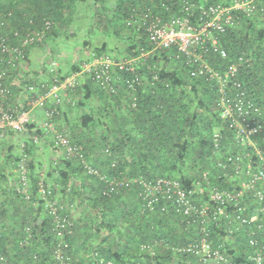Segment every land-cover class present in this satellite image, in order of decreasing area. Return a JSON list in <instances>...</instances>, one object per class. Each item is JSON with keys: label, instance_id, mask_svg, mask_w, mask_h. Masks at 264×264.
I'll return each mask as SVG.
<instances>
[{"label": "trees", "instance_id": "16d2710c", "mask_svg": "<svg viewBox=\"0 0 264 264\" xmlns=\"http://www.w3.org/2000/svg\"><path fill=\"white\" fill-rule=\"evenodd\" d=\"M68 1L71 0H36V3L46 4L44 7H47V10L38 9L31 15L23 13L17 15L15 9L10 6L5 10L2 20L6 22L7 28L25 30L32 19L37 22L45 18L53 19L55 29L50 33L48 40L52 37L56 39L59 35L58 27L65 32L67 22H72L68 12L71 5H68ZM186 2L195 5L192 15L193 18H197L200 15L198 8L201 4L228 3L230 0H118L112 10L101 8L95 16L98 19L97 27L101 34L105 32L109 34L113 26L117 27L119 23L123 28L131 11L137 8L140 10L151 8L168 19L169 12L182 15ZM163 6L169 8V11ZM9 13H12L11 18L8 17ZM16 17L21 20L19 24L18 21L13 24ZM116 27L112 34L120 37L122 32ZM136 35L138 38L132 40L126 49L128 55L123 58L137 55L141 47L145 50L152 49L144 32ZM219 42L231 59L244 55L250 60V64L242 71L240 79L247 88L249 96L255 102L262 104L264 102V23L246 20L243 27L229 30L221 35ZM108 53L105 43L102 47L96 48L92 55L102 56ZM49 54L46 69L50 73V81L37 82L29 72H26V65L25 69L16 72L23 86L29 84L50 86L55 78L64 82L75 73L74 71L82 72L83 64L81 67L74 66L68 76L61 75L58 65L52 72V64L57 63L55 57L58 55L55 53L54 57L53 51ZM177 54L178 51L172 48L170 51H160L149 58L148 63L155 66V69L151 70L152 74L146 68L142 71L147 80L145 86L140 89V102L136 108L132 107L131 97L122 83L118 86V93L111 95L102 91L90 77L84 76L78 82L76 89L67 90L64 104L59 107L61 114L64 106L78 110L85 109L93 96L102 101L106 107L95 113L91 111L84 113L80 125L75 122L76 124L67 126L65 130L58 129L65 132L73 144L83 148L93 167L110 177L119 176L128 180L143 178L147 181L171 177L178 180L183 188L190 189L197 183H203L204 172H210L215 184L224 189H231L230 184L214 180L219 173V162L236 153L233 136L221 117L217 87L203 78L191 77L186 58L181 55L177 59ZM27 61L29 63V57ZM208 62L216 70H224L227 65V62L214 53L209 55ZM155 74L158 75V80L153 82L152 76ZM51 107L49 103L47 108ZM60 116L55 119L57 124ZM101 124H106L107 127L106 132L101 135L100 142H93L89 137L85 138L87 131ZM217 135L221 137L218 149L215 147ZM34 137L40 139L39 143ZM46 137L48 136L43 130L33 123L27 127V133L23 136L9 134L7 138L0 140L1 148L8 140L21 139L18 148L17 146L7 148L5 160L8 164L0 163V201L3 204L0 209V258L4 259L0 260V264H56L54 250L57 242L52 218L43 209L38 195L42 177L39 168L42 164L37 163L38 145ZM24 156L27 157L30 173V199L18 193V177L14 172ZM113 164L115 168L112 167ZM81 175L84 177L82 187L90 191L88 197L86 193L81 196L82 202H88L92 207V211L85 216L91 219L88 224L76 223L71 214L74 200L81 199L80 194L77 195L71 186L77 180L76 177L80 178ZM47 183L50 185L59 183L64 189L63 196L59 197L66 208L67 216L74 222L75 231L77 230V235L74 234L68 239L70 243L68 255L73 256L76 264H100L110 261L112 264L142 262L150 264L151 258L140 251V246L149 241L160 243V247L157 248V264L196 263L194 257H175L164 246L181 245L194 240L199 233V227L186 230L181 224V227L178 225L177 228L171 226L169 218L180 220L171 206L166 213L160 212L159 208H156V211L145 209L144 202L139 196L141 189L137 183L118 195L103 197L101 192L104 185L97 179L87 176L75 159L67 158H62L55 164L48 163L45 175V184ZM51 190L57 196L56 189L51 187ZM8 193L12 203L16 205L15 213H19L15 216L9 215L10 210L6 207L9 202L6 197ZM64 199H70L72 204H66L67 201ZM89 230L91 235H88ZM209 235L213 242L225 245L224 251L234 259L235 264H251L248 260L251 249L244 231L236 232L227 239L224 225L220 227L212 225Z\"/></svg>", "mask_w": 264, "mask_h": 264}, {"label": "built area", "instance_id": "2783aa9c", "mask_svg": "<svg viewBox=\"0 0 264 264\" xmlns=\"http://www.w3.org/2000/svg\"><path fill=\"white\" fill-rule=\"evenodd\" d=\"M163 7L169 11V8ZM194 7V4L186 2L182 15L169 12L168 19L151 8L132 10L125 20V27L135 34L144 32L152 49L141 47L137 55L129 58H118L111 53L92 55L80 74L72 75L64 82L55 78L50 86H23L16 72L26 68L32 48L47 44L50 33L55 29V21L50 18L38 22L32 19L25 30L7 28L6 22L0 21V140L9 134L23 136L27 127L35 123L50 137L54 150L62 158L75 159L87 176L104 185L103 197L118 195L137 183L145 209L156 211L159 208L160 212L166 213L171 206L186 230L199 227L194 240L164 246L175 257H194L195 264H235L234 259L224 251L225 245L210 239V227L224 225L227 239L236 232L244 231L251 249L249 262L264 264V102H255L240 79L250 60L244 55L231 59L219 42L221 35L243 27L246 20L264 23V0L201 4L197 18L192 15ZM8 17L11 18L12 13ZM172 48L178 51L177 59L181 55L186 58L191 77L203 78L217 87L221 117L233 136L236 153L219 162V173L214 180L230 184L231 189L215 184L210 172H204L203 183H197L190 189L183 188L178 180L171 177L155 181L110 177L93 167L83 148L73 144L70 137L58 129L55 119L61 115L59 107L64 104L67 90L76 89L80 78L90 77L102 91L111 95L118 93V86L122 83L131 97L132 107L136 108L140 102V89L147 80L142 71L146 68L152 74L151 70L155 69L148 63L149 58ZM213 53L227 62L224 70H216L209 64L208 57ZM55 68L57 63L52 64L51 71L54 72ZM152 78L156 82L158 75ZM49 103L51 108H47ZM36 111L44 112L41 121L32 117ZM220 139L215 136L217 149ZM34 140L39 143L40 139L34 137ZM26 158H22L14 172L18 177V193L30 199V173ZM112 167L115 168V164ZM38 195L43 209L52 218L57 242L54 250L56 264H76L73 256L68 255V239L75 234L74 222L67 216L61 198L45 184L44 173L39 182ZM158 247L160 243L152 241L140 246L141 253L151 258L150 264H157ZM0 260L3 261V257Z\"/></svg>", "mask_w": 264, "mask_h": 264}, {"label": "crops", "instance_id": "0c3cea01", "mask_svg": "<svg viewBox=\"0 0 264 264\" xmlns=\"http://www.w3.org/2000/svg\"><path fill=\"white\" fill-rule=\"evenodd\" d=\"M79 1H83L84 3L88 4V8L92 9V18H91V21L87 22V27H86V30L88 31L89 35L91 36V39H90V37H88L87 38L88 42L85 41V42H87L86 47L83 46L80 48L79 47L74 48L75 46H73L72 47L73 51H68V50H64V51L60 50L59 51L57 49L59 47L58 46L59 40H56L58 38L54 39L53 37L47 41V44H46L47 47H45L46 46L45 45V46H41L38 48H32L29 51V56H28L29 57V63L27 64V72H29V74L32 75L33 78L37 82L43 83V82L50 81V78H51L50 73L46 69V67L48 66L47 60H48L50 54H48V52L45 50L49 46L52 48L51 51L54 52V57H55V53H57V55H58V56H56L57 58L55 57V60L57 61L58 68L61 69V73H62L61 75L68 76L69 72L73 71L74 66L75 67L76 66L81 67L82 64L84 65L86 62L89 61L91 56H89V57L86 56L85 52L87 51V49L89 50V48H93V47L100 48L106 43L109 53H111L115 56V55H117V53H119L118 47H123L124 49H127V47H129L130 43H132V40L134 41L138 38V36L136 34H133L134 33L133 31L128 30L124 25H123V28H121L119 25L120 23H119V24H117V27L122 32L120 37H117L113 33V36H112L113 38H112L111 42H109V40H104L102 42L97 41V40H100L101 33L99 32L100 30H98V27H97L98 26V19H96L95 16L98 15V12L101 10L102 7L110 8V10L114 9L116 7L118 0H101V1L100 0H79ZM45 5L46 4L41 5L40 3H36V0H0V21H2V16H3L5 10L7 8H10V6H12L13 9H15L17 15L19 13L31 15L32 13H34V11H37L38 9H40L41 11L47 10V7H44ZM65 7H67V6H65ZM60 8H62V7H60ZM17 21L19 24V22L21 20H19V18L16 17V19L13 20V24H15ZM73 23H74L73 20H72V22L68 21L66 29L69 30V27L72 26ZM73 27L75 28L76 26H73ZM115 27L116 26L114 25L112 28L113 29L112 32H114ZM58 33H59V35H60V33H62V29L61 28L59 29V27H58ZM95 35H96V38L93 39V37ZM96 42H99V44H97ZM84 47H85V49H84ZM112 47H114L115 50ZM70 57H74V60L70 59ZM70 60H71L72 64H70V62H69ZM74 72L75 73L73 75L80 74V73H76L77 71H74ZM82 79L83 78H80L79 82ZM95 99H96V96H93L91 101H94ZM105 107H106V105L100 106V109H104ZM107 109H109V108H107ZM77 113H78V109H72L69 106H64V109H63L62 114H61L59 121H58V128H60V130L67 129V126L72 125L74 123V119L78 118ZM32 117L36 121H41L44 118V112L43 111L33 112ZM20 140L21 139H17V138H15L14 140H10V141L8 140V142L5 143V146L0 148V154H3V152L7 153V148L9 149L12 146H17V148H18L19 147L18 142H20ZM47 140H48V143H47ZM38 148L39 149H38V153H37V163L42 164V166L39 167L41 170L40 169L39 170H40L41 175H43V173L46 175L48 163L53 162L55 164L57 162H60L62 160V155L59 154L58 152H56V150H54V148L52 146L51 139L50 138L48 139V137H46L45 140L41 144L38 145ZM5 157L6 156L4 155V158ZM76 178H77V180H75L74 185L71 187L73 189H75L77 195L80 194V197L84 193H86V196H87L90 193V191L88 189H84L82 187L83 186V179L82 178H84V177L82 176L80 178H78V177H76ZM84 184L87 185V183H85V182H84ZM47 185L49 187H53L56 189V192L58 193L57 196H61V197L63 196L62 194H63L64 189L62 188V185H60L59 183H51V185L47 183ZM6 197H8L7 200L9 201L8 204L6 205L7 209L10 210L9 215L15 216V215L19 214V213H15L16 205L14 203H12V201L9 197V193ZM64 200L67 201L66 204H72L70 202V199H64ZM2 206H3L2 201H0V209L2 208ZM71 207H72V210H71L72 218L76 223H78V222L82 223L83 222V224H88L91 221L90 218H85V216H87L89 214V212L92 211L91 210L92 209L91 204H89L88 202H82V197L78 201L74 200ZM117 208L119 209L118 206H117ZM166 218H169V217H166ZM169 220H170L169 224L171 226H174V228L179 227L181 224L180 220H178V219L169 218ZM83 224H81V225H83ZM77 227H78V225H77ZM76 231H75V234H76ZM82 231L85 232L84 229H82ZM91 234H92L91 230H89L88 235H91ZM93 237H95V236H93ZM79 244H80V242L77 243L78 247H79Z\"/></svg>", "mask_w": 264, "mask_h": 264}, {"label": "rangeland", "instance_id": "374dc122", "mask_svg": "<svg viewBox=\"0 0 264 264\" xmlns=\"http://www.w3.org/2000/svg\"><path fill=\"white\" fill-rule=\"evenodd\" d=\"M71 6L68 9L67 7H65L66 9H68L69 15L71 17V19L74 21L73 25L69 27V30H66L65 32L60 33V35H58V39L59 40V47L57 48L59 51H64V50H68V51H73L72 47L75 46L74 48L77 47H83V46H87V38L90 37V35L88 34L86 27H87V22L91 21L92 18V9L88 8V4L84 3L83 1H79V0H71L68 1ZM73 26H76L75 28ZM61 36V37H60ZM113 34L112 32H110L109 34L103 33L101 34L100 40H97L99 42H102L104 40H109V42H111ZM60 37V38H59ZM96 38V35L93 37V39ZM104 38V39H103ZM91 39V38H90ZM87 41V42H85ZM99 42H96L97 44H99ZM95 43V42H94ZM47 47V46H46ZM84 47V49H85ZM97 47H93V48H89V50L87 49L86 56H91L92 57V53H94V50ZM114 49V47H112ZM51 47L49 46L48 48H46L45 50L48 52V54L51 52ZM115 50V49H114ZM118 51L119 53H117V57L118 58H123V56L128 55L126 53V49H124L123 47H118ZM85 56V57H86ZM127 57V56H126ZM70 59L74 60V57H70ZM70 64L71 60L69 61ZM69 64V65H70ZM89 105L85 108V109H81L78 110V118L74 119V124H81V117L83 116L84 113L86 112H98L100 110V106H103L104 103L101 101H98V99L96 98L94 101H91L88 103ZM118 111V110H117ZM76 122V123H75ZM107 125L106 124H101L100 126L97 125L95 127H92L91 130L85 134V138H88L90 140H92L93 142H100V138L102 133L106 132V128ZM217 132H219V129L217 130ZM4 155L6 156L7 153L3 152V154H0V163H4V165L8 164L7 161L4 158Z\"/></svg>", "mask_w": 264, "mask_h": 264}]
</instances>
